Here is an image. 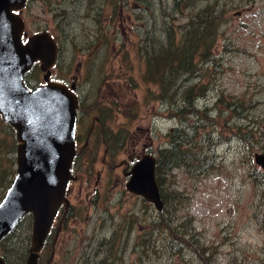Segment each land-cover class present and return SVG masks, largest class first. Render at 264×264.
I'll return each mask as SVG.
<instances>
[{
	"label": "rangeland",
	"instance_id": "obj_1",
	"mask_svg": "<svg viewBox=\"0 0 264 264\" xmlns=\"http://www.w3.org/2000/svg\"><path fill=\"white\" fill-rule=\"evenodd\" d=\"M215 1L198 0L193 11ZM218 1L226 15L212 59L187 82L204 81L207 93L183 123L191 130L194 120L206 119L192 133L197 143L188 145L214 153L213 167H175L165 180L185 193L172 218L190 224L186 233L185 223L179 232L161 229L162 211L127 182L134 162L146 152L158 155L181 124L172 111L177 103L159 95L146 71L151 45L171 23L181 35L191 9L172 13L173 0H28L21 12L26 30L58 38L62 54L52 79L75 82L81 100L70 205L55 223L53 251L47 244L39 264L53 257V264H264V176L253 175L254 167L264 171L255 159L264 152V0ZM26 76L38 84L44 71L37 64ZM241 126L253 138H241ZM17 144L16 129L0 114V200L17 172ZM32 231V215L14 229L13 264L27 258ZM167 235L190 240L175 253Z\"/></svg>",
	"mask_w": 264,
	"mask_h": 264
},
{
	"label": "water",
	"instance_id": "obj_2",
	"mask_svg": "<svg viewBox=\"0 0 264 264\" xmlns=\"http://www.w3.org/2000/svg\"><path fill=\"white\" fill-rule=\"evenodd\" d=\"M27 1L0 0V114L15 127L18 138L17 172L0 200V241L32 213L26 264H37L59 208L70 204L66 194L77 152L80 97L74 84L51 79L59 44L48 30L28 35L21 15ZM38 61L45 82L31 87L26 74ZM255 159L264 168V152H256ZM128 174V189L162 209L157 156L144 153ZM0 264H8L2 254Z\"/></svg>",
	"mask_w": 264,
	"mask_h": 264
},
{
	"label": "trees",
	"instance_id": "obj_3",
	"mask_svg": "<svg viewBox=\"0 0 264 264\" xmlns=\"http://www.w3.org/2000/svg\"><path fill=\"white\" fill-rule=\"evenodd\" d=\"M151 1L153 2V0ZM218 3L219 1L216 0L214 3H208L202 10L198 8L194 12L193 9L198 5V0H173L174 10H172V13L183 11L184 9H191L192 11L191 13H186L188 18L186 24L181 26L183 27L181 35L178 34L179 32H177L175 25L171 23L165 29V32L167 31L166 37L164 38L165 35L163 33L162 39H158V42L156 41L157 44L151 45L152 48L149 50L147 77L159 83V95L166 96L174 100V103H177L178 110L172 109V111L181 122L170 132L168 146L162 147L157 155V180L164 199V206L160 209L163 215L159 219V226L166 231L173 232L175 230L179 232L181 227H183L182 223L188 226V222H185V220L180 222V224H174L172 208L174 207V210H176L175 202L186 196L184 191L167 187L165 180H168V176L166 174L175 167H183V165L191 166L196 172L200 173H206L213 167L214 153H204V149L203 153L198 149L194 151L193 147L195 146L188 145L192 140L197 143V140L194 139L195 135L193 136L192 133L197 131L200 125L204 124L202 121H206V119L198 118L194 120L190 124L191 130H188L183 123L186 122L187 116H185V113L188 107L193 106L194 101L199 96L207 93L208 87L204 81L194 84H188L187 82L196 77L195 72L200 62H208L212 59L211 53L220 32L219 28L226 15L224 9L221 11L217 9ZM214 60L216 59L214 58ZM244 128L246 126L240 127L241 132H243L241 138L247 137V135L253 138L252 131L250 129L244 130ZM210 134L212 135L210 131L203 133L204 136L208 137H210ZM246 142L244 140L245 144H247ZM201 148L202 145H200ZM14 175L15 172L9 180V185L14 179ZM253 175L261 179L263 178L262 175L264 176V171L261 168L254 167ZM31 215V213L26 215L17 226L27 221ZM189 227L190 224L186 233L189 232ZM154 231L155 229H153ZM14 234V232H11L0 242V244H5L2 254L8 264H13L11 255H15L13 251L15 246L13 241ZM189 240L183 236L176 238L168 237L167 235V242L175 253L182 251L183 247L189 243ZM5 241L8 242L5 243ZM47 241L52 248L53 240L51 241V236ZM203 249L206 253V247H203ZM25 261V255H20L19 258H16V262L19 264H24Z\"/></svg>",
	"mask_w": 264,
	"mask_h": 264
},
{
	"label": "flooded vegetation",
	"instance_id": "obj_4",
	"mask_svg": "<svg viewBox=\"0 0 264 264\" xmlns=\"http://www.w3.org/2000/svg\"><path fill=\"white\" fill-rule=\"evenodd\" d=\"M22 11L24 12V8L22 9ZM22 15V14H21ZM23 17V16H22ZM23 21H24V17H23ZM49 31V30H48ZM28 35H31V34H28ZM57 38V37H56ZM26 41L27 40V36L24 38V31H23V41ZM57 41H58V44H59V40H58V38H57ZM59 47H60V44H59ZM60 54H62V51H61V49H60V52H59V57H58V61H57V63L54 65V66H56L57 64H58V62H59V59H60ZM37 64H40V68H41V62L40 61H38V62H36L35 63V65L34 66H37ZM28 79V78H27ZM29 82V81H28ZM44 81L42 80V81H40V84L41 83H43ZM39 83V82H38ZM72 84H74V86H75V91L76 92H78L79 90L77 89V84L75 83V82H72L70 85H72ZM29 85L31 86V87H33V86H37V84H33V83H31V82H29ZM80 102H81V100H80ZM80 104V103H79ZM79 110H80V108H78V122H77V136H76V141H77V147H78V144H79V137L82 135L81 133H82V131H81V129H82V127H81V122H80V112H79ZM81 131V132H80ZM78 153V152H77ZM76 153V158H77V154ZM75 158V159H76ZM57 232H58V230H57ZM57 232H55V235H57L58 233Z\"/></svg>",
	"mask_w": 264,
	"mask_h": 264
}]
</instances>
